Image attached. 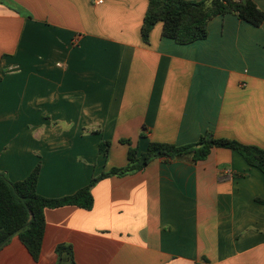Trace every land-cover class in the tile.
<instances>
[{
	"label": "crops",
	"instance_id": "obj_1",
	"mask_svg": "<svg viewBox=\"0 0 264 264\" xmlns=\"http://www.w3.org/2000/svg\"><path fill=\"white\" fill-rule=\"evenodd\" d=\"M149 1L0 0V171L11 181L41 162L38 193L71 196L128 164L123 139L139 154L207 132L264 149V24L219 16L208 39L179 45L160 22L145 43ZM92 194V210H46L38 261L14 237L0 264H58L62 244L76 264H264V174L238 152L157 159Z\"/></svg>",
	"mask_w": 264,
	"mask_h": 264
},
{
	"label": "trees",
	"instance_id": "obj_2",
	"mask_svg": "<svg viewBox=\"0 0 264 264\" xmlns=\"http://www.w3.org/2000/svg\"><path fill=\"white\" fill-rule=\"evenodd\" d=\"M17 11L18 9L15 8ZM233 15L239 20L255 27L264 24V11L255 0H150L142 27L145 43L156 25L164 24L163 37L174 40L179 45H190L209 37V25L219 16ZM0 81L2 77L0 76ZM146 128L140 138H146ZM99 134L100 130L90 132ZM128 145V164L114 167L92 178L90 184L77 193L50 199L38 193V182L42 163L23 181L13 182L8 175L0 171V251L14 237H19L33 258L38 261L46 233V210L65 206H77L85 210L94 207L93 188L101 181L117 176L127 177L144 171L157 159L175 160L190 157L193 162L205 161L214 148H224L238 152L246 162L264 174V149L255 145H246L237 140L219 139L212 132L202 135L196 143L178 146L151 142L146 152L139 154L138 147H133L131 140H120ZM112 142L102 141L99 154L108 157ZM244 177L243 174H235ZM264 203V200L258 199ZM58 264H76L72 245L62 244L56 249ZM197 264H210L203 257Z\"/></svg>",
	"mask_w": 264,
	"mask_h": 264
},
{
	"label": "built area",
	"instance_id": "obj_3",
	"mask_svg": "<svg viewBox=\"0 0 264 264\" xmlns=\"http://www.w3.org/2000/svg\"><path fill=\"white\" fill-rule=\"evenodd\" d=\"M101 3H103V0H98V4H101Z\"/></svg>",
	"mask_w": 264,
	"mask_h": 264
},
{
	"label": "rangeland",
	"instance_id": "obj_4",
	"mask_svg": "<svg viewBox=\"0 0 264 264\" xmlns=\"http://www.w3.org/2000/svg\"><path fill=\"white\" fill-rule=\"evenodd\" d=\"M94 135H96V134H94Z\"/></svg>",
	"mask_w": 264,
	"mask_h": 264
}]
</instances>
